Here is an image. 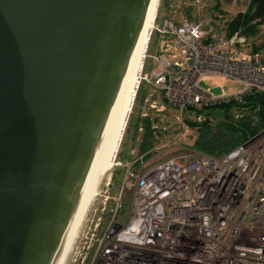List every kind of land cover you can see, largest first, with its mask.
<instances>
[{
    "label": "water",
    "instance_id": "water-1",
    "mask_svg": "<svg viewBox=\"0 0 264 264\" xmlns=\"http://www.w3.org/2000/svg\"><path fill=\"white\" fill-rule=\"evenodd\" d=\"M150 3L0 0V264L58 263Z\"/></svg>",
    "mask_w": 264,
    "mask_h": 264
},
{
    "label": "built area",
    "instance_id": "built-area-1",
    "mask_svg": "<svg viewBox=\"0 0 264 264\" xmlns=\"http://www.w3.org/2000/svg\"><path fill=\"white\" fill-rule=\"evenodd\" d=\"M178 22L164 17L153 27L163 60L150 76L140 74L138 87L144 82L161 90L149 93L140 113L149 118L154 140L155 119L167 107L178 112L181 129L198 133L204 107L264 94V35L207 29L188 17ZM206 75L243 89L213 96L199 86ZM151 152L131 150V161L118 162L125 170L121 186L98 207L86 252L72 264H264V132L220 156L186 150L163 159L157 152L147 165ZM129 189L130 212L123 214Z\"/></svg>",
    "mask_w": 264,
    "mask_h": 264
},
{
    "label": "rangeland",
    "instance_id": "rangeland-1",
    "mask_svg": "<svg viewBox=\"0 0 264 264\" xmlns=\"http://www.w3.org/2000/svg\"><path fill=\"white\" fill-rule=\"evenodd\" d=\"M249 0H160L158 14L155 20V23L161 25L162 19L164 17H170L174 20L178 21V24L181 23L182 18L188 17L190 20L200 22L203 27L210 28L215 30H219L224 26L221 31L226 30L225 26L229 20H231L237 13L244 11L248 4ZM191 17H190V16ZM154 23V26L156 25ZM225 24V25H224ZM259 32L256 34L247 35L248 38L254 39L259 38L264 35V28L261 27L262 24H259ZM227 31V30H226ZM240 31V30H238ZM242 33V31H240ZM160 35L157 32H153L151 34L150 42L148 45V49L146 52V59L144 61V68L141 72V75L150 76L152 71H156V68L161 66V62L163 57L161 55V43ZM156 53L155 60L149 56ZM199 86L203 88L208 93L213 96H220L221 94H227L232 92H237L243 89V84L234 80H230L223 76H203L199 81ZM157 90V88H154ZM153 87L146 83H141L140 88L138 87L136 91L135 101L132 108V112L129 115L127 121L126 130L123 135V139L120 145V149L117 154L116 162L114 166L107 172L104 177L100 181V185L97 187V194L94 196L89 208L84 216V219L80 225L78 231V239L82 237V242L76 248L72 246V251L69 252L68 257L66 258L64 264H72L73 258L80 260V258L86 252V244L89 242V238L92 236L93 226L96 218L99 216L98 207L102 206V202L106 197V205H108L111 201V196H113L119 187L121 186L122 179L124 176V167L119 165L118 162L122 161H131V150H135V153H144L140 152L134 143H138L139 137L136 136L135 140H133L134 133L136 132L135 122L139 118H147L141 117V110L145 107V99L149 98L150 92H155L157 96H160V92L154 90ZM138 92V93H137ZM249 94H254L253 92L244 95L242 101H220L215 104L217 106L232 104V103H242L245 98ZM263 95L264 94H257ZM214 106V105H212ZM202 109V113L204 114L205 120L211 123L216 122V119L222 120L224 118L225 112L222 108H209ZM241 113H251L249 110H242ZM178 112L174 109L167 107L165 112L162 113V120L156 118L155 120L159 121L160 129L157 131V137H155V144L153 147V152L150 153V157L146 160V164H151L154 162L153 154L160 152L162 158L172 157L178 155L181 151L193 150V151H202V147L200 144L195 141L201 142L203 127L199 129L198 133H195L190 130H184L179 127V124L176 122V116ZM161 118V117H160ZM204 120V121H205ZM203 121V122H204ZM202 122V123H203ZM200 123V125H202ZM217 123V122H216ZM213 126V124H210ZM217 125V124H216ZM164 127V129H162ZM191 127V126H190ZM215 130V129H214ZM138 131V130H137ZM216 132V131H215ZM140 134V132L138 131ZM246 142V141H245ZM163 146H167L163 149ZM117 163V164H116ZM107 191V192H106ZM133 197V189H129L127 194L125 195L126 203L122 213L125 214L126 210L129 208L128 213L130 212V203ZM104 217V216H102ZM105 225V221H103L102 228ZM86 241V242H85Z\"/></svg>",
    "mask_w": 264,
    "mask_h": 264
},
{
    "label": "trees",
    "instance_id": "trees-1",
    "mask_svg": "<svg viewBox=\"0 0 264 264\" xmlns=\"http://www.w3.org/2000/svg\"><path fill=\"white\" fill-rule=\"evenodd\" d=\"M225 23V28L228 33L235 30H240L247 35L258 33L259 24L264 23V0H249L244 11L237 13L231 20ZM222 28H224V26H222ZM217 107L224 110V118L222 120L216 119L217 123L212 121L210 123L208 120H205L202 125H200V128L201 126L203 127V131L200 135L203 136L201 142L196 140L195 144H200L202 147L201 152L220 156L230 151L235 146L252 138L264 129L263 95L249 94L242 103L207 106L205 109ZM242 110H249L251 113L242 114ZM128 121L130 125V119ZM139 123L143 125V131L140 132V134L137 131ZM210 124H213V126ZM135 128L136 132L134 133L133 140H135L138 135L139 141L137 144L134 143V146H136L140 152L153 148L155 140L150 129L149 118L137 119Z\"/></svg>",
    "mask_w": 264,
    "mask_h": 264
},
{
    "label": "bare ground",
    "instance_id": "bare-ground-1",
    "mask_svg": "<svg viewBox=\"0 0 264 264\" xmlns=\"http://www.w3.org/2000/svg\"><path fill=\"white\" fill-rule=\"evenodd\" d=\"M159 4L160 0H151L139 48L135 54L129 76L125 84L124 93L122 94V102L117 118L111 134L107 138L101 153L97 157L95 171L90 179L87 191L83 197L63 246L58 254L59 261L57 264H64L69 252L72 251V246H74L78 237L80 225L89 208V205L91 204L94 196L97 194V187L100 185L99 183L104 175L110 171L116 162L117 154L126 130L127 121L134 105L140 74L144 68L145 56L158 14ZM153 180L156 179L153 178Z\"/></svg>",
    "mask_w": 264,
    "mask_h": 264
},
{
    "label": "crops",
    "instance_id": "crops-1",
    "mask_svg": "<svg viewBox=\"0 0 264 264\" xmlns=\"http://www.w3.org/2000/svg\"><path fill=\"white\" fill-rule=\"evenodd\" d=\"M240 91V90H239Z\"/></svg>",
    "mask_w": 264,
    "mask_h": 264
}]
</instances>
